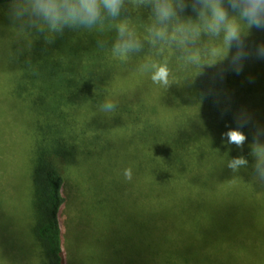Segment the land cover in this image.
Here are the masks:
<instances>
[{
    "label": "rangeland",
    "instance_id": "obj_1",
    "mask_svg": "<svg viewBox=\"0 0 264 264\" xmlns=\"http://www.w3.org/2000/svg\"><path fill=\"white\" fill-rule=\"evenodd\" d=\"M173 2L168 1L172 6ZM180 4L184 12L189 9L196 15L192 22L187 15L180 18L177 26L182 34L169 32L168 48L171 55L178 52L190 67L213 80L212 96L201 100L213 108L216 133L224 123L226 131L241 126L247 135L240 149L246 161L253 160V169L228 177L225 183L247 188L245 197L249 201L252 197L253 204L258 201V211L210 216L155 212L149 196V148L139 133L148 111L144 109L138 125L127 110L146 106L148 95L134 86L117 87L107 97L113 110L93 103L70 111L77 152L74 159L59 162L67 200L61 215L67 264H264V57L259 55L264 29L240 19L241 38L229 44L223 32L210 33L198 18L205 10L203 0L195 4L180 0ZM140 6L141 0H123L122 8H128L135 20ZM9 11L10 5L0 7V264H48L33 231L37 210L31 152L44 131L38 132L31 101L21 96L72 87L69 76L44 69L31 58L36 40L37 53L38 39L46 49L49 45L54 49L57 44L52 41L61 32L74 30L71 25L54 30L28 16L13 21ZM191 26L197 30L191 32ZM65 36V42L58 39L65 51L74 47L75 53L83 54L91 48L82 32L74 40ZM63 55L56 61H64ZM180 87L191 89L184 83ZM198 89L203 91V84ZM128 168L130 181L124 177Z\"/></svg>",
    "mask_w": 264,
    "mask_h": 264
},
{
    "label": "trees",
    "instance_id": "obj_2",
    "mask_svg": "<svg viewBox=\"0 0 264 264\" xmlns=\"http://www.w3.org/2000/svg\"><path fill=\"white\" fill-rule=\"evenodd\" d=\"M195 1L199 0H188L193 4ZM10 2L0 0V7L8 6ZM156 2L141 0L135 20L130 18L128 8H122L117 17L105 12L98 21V28L95 24L90 27L72 24L73 32H61L63 35L52 41V45L57 44L54 49L50 45L46 49L42 39H38L40 50L37 53L36 40V51L33 50L35 54L31 59L42 64L44 69L69 76L72 85L66 90L27 91L21 96L31 101V109L36 114L35 125L38 118V132L39 129L44 131L43 138L38 143L36 141L31 152L37 210L33 231L47 255L48 264H67L61 221L67 200L59 162L60 159H74L77 152L78 137L71 126L73 114L70 111L93 103L105 105L109 102L107 97L117 87L134 86L148 95L146 106H140L137 111L127 110L129 119L138 125L142 123L144 109L148 111L146 125L139 133L141 137V133L144 134L149 148L146 155L150 174L149 196L155 204V212L210 216L258 211L255 204L258 201L254 199L253 204L250 202L252 197L250 201L245 197L247 188L236 189L225 183L228 177L244 176L246 169L252 170L253 160L238 165V169L229 167L235 159L246 157L240 147L228 143L227 137L222 135L228 131L224 123L219 125L220 133H216L213 108L201 100L212 96L213 80L192 65L190 67L188 59L178 52L171 55L167 37L159 39L151 31L166 25L167 34L174 30L182 34L177 26L180 18L185 19L187 15L186 20L192 22L196 12L189 9L184 12L180 0H174L175 15L172 20L161 24L154 11ZM198 18L208 23L210 11L205 8ZM121 23H126L132 34L123 39L138 41L139 48L127 53L115 50V45L122 42L118 33ZM83 28L86 30H81ZM194 30L197 28L191 26L190 31ZM81 32L91 47L83 54L75 53L74 47L67 48L71 51L60 47L58 39L65 42V35H70L74 40ZM178 37L175 35L176 41ZM63 52L64 61H56V56ZM159 66L168 69L167 85L155 83L151 78ZM181 83L191 85V89L181 88ZM200 84H203V91L198 89Z\"/></svg>",
    "mask_w": 264,
    "mask_h": 264
},
{
    "label": "clouds",
    "instance_id": "obj_3",
    "mask_svg": "<svg viewBox=\"0 0 264 264\" xmlns=\"http://www.w3.org/2000/svg\"><path fill=\"white\" fill-rule=\"evenodd\" d=\"M204 7L210 11V18L207 23V30L219 35L224 33L225 42L231 44L241 38V27L239 20L242 19L250 27L264 29V0H228V6H224V0H203ZM123 0H11L10 18L13 21L21 20L24 16L33 18L37 21L48 23L52 29L60 30L65 25H84L92 26L103 18L106 12L108 16L117 17L120 14ZM154 11L161 24L175 15L173 6L168 0H157ZM154 37L165 39L167 37V27L154 28L151 30ZM122 42L115 45V50L127 53L139 48L138 41L131 38L123 39L126 35L131 37L126 23H121L118 28ZM175 39V37H172ZM239 53L237 58H239ZM259 55L264 57V48L259 50ZM241 69H237L240 71ZM169 72L166 66H159L152 74L155 83L168 84ZM106 110H113L114 104L106 102ZM229 129L222 135L227 137L228 143L243 147L247 141V135L240 130ZM244 158H237L229 164L230 168L235 169L238 165L246 164ZM259 170V162L257 164ZM264 174V172H262ZM126 180L132 179L131 168L124 170Z\"/></svg>",
    "mask_w": 264,
    "mask_h": 264
}]
</instances>
